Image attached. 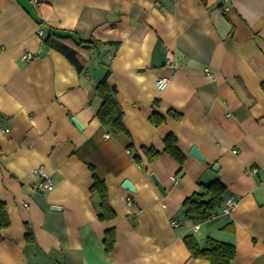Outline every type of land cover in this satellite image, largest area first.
Instances as JSON below:
<instances>
[{
  "label": "crops",
  "instance_id": "0c3cea01",
  "mask_svg": "<svg viewBox=\"0 0 264 264\" xmlns=\"http://www.w3.org/2000/svg\"><path fill=\"white\" fill-rule=\"evenodd\" d=\"M49 32L69 37L80 71L53 47L38 56ZM107 69L122 132L97 117ZM169 134L182 164L164 152ZM214 180L235 209L188 218L184 198ZM0 202V264H210L186 234L234 245L230 264H264V0H0Z\"/></svg>",
  "mask_w": 264,
  "mask_h": 264
},
{
  "label": "trees",
  "instance_id": "16d2710c",
  "mask_svg": "<svg viewBox=\"0 0 264 264\" xmlns=\"http://www.w3.org/2000/svg\"><path fill=\"white\" fill-rule=\"evenodd\" d=\"M69 37L58 36L52 33H48L43 39L44 45L47 47H53L63 55L77 68L81 70V63L77 59L76 50L66 43ZM87 41L77 42L78 46H82ZM108 69L105 72L104 77L96 84L95 90L102 99L103 103L97 111L98 121L102 125L108 126L115 132L125 131L122 123V110L117 104L115 99L116 89L110 86L107 82ZM153 112L151 120L155 125L160 124L164 118ZM174 117L179 118L180 114L173 113ZM164 152L168 153L179 164H182L184 160L183 154L176 146V138L174 135L169 134L164 139ZM143 153L152 161L159 152L153 148H142ZM134 159H139L138 155H135ZM139 161V160H138ZM94 182L90 187L92 192L98 194L100 198V212L98 217L100 219H111L115 217L112 210L105 181L102 177L93 173ZM199 190L195 191L189 197L184 198L182 203V209L188 218H204L208 217L212 212H217L225 198V187L219 183L218 180H214L208 184H199ZM9 225V219L5 210V204L0 202V230L6 228ZM28 235V234H27ZM190 252L192 258H203L209 261L210 264H230L231 260L235 256V247L231 243L224 242L223 240H217L212 237H206L203 244H200L198 240L192 234L184 235L182 239ZM114 232L112 230L106 232L104 239L105 247L110 250L113 247Z\"/></svg>",
  "mask_w": 264,
  "mask_h": 264
},
{
  "label": "built area",
  "instance_id": "2783aa9c",
  "mask_svg": "<svg viewBox=\"0 0 264 264\" xmlns=\"http://www.w3.org/2000/svg\"><path fill=\"white\" fill-rule=\"evenodd\" d=\"M34 1H39V0H34ZM39 34L42 33V30H39L38 31ZM24 58L26 59H29L32 57L31 53H24L23 55ZM207 70V69H206ZM157 84L160 88H163L165 87V85L167 84V79H159L157 81ZM39 173L41 175V181L38 183V187L41 188V189H45V190H51L53 188V184L49 178V176L42 170V169H39ZM237 204V200L235 197L233 196H225L224 200H223V203L220 207V210L218 212H212L210 215H208V217H214L216 216L218 213H222V214H228L230 213L233 209H235V206ZM172 224L174 226H177L178 223L177 221L173 220L172 221Z\"/></svg>",
  "mask_w": 264,
  "mask_h": 264
},
{
  "label": "water",
  "instance_id": "95a60500",
  "mask_svg": "<svg viewBox=\"0 0 264 264\" xmlns=\"http://www.w3.org/2000/svg\"><path fill=\"white\" fill-rule=\"evenodd\" d=\"M89 46H91V45H89ZM45 53H46L45 46H44V44H41L40 49H39L37 54H38V56H43V55H45ZM71 122H73V124L75 126H77L79 129H81L80 123L75 118H73ZM190 154L194 155L195 157H197L200 160L203 159V157L201 156V154L199 152V149L196 146H192L191 147ZM217 168H218V166L216 164H214L213 170L215 171V170H217ZM150 177L154 181H157V179H156L154 174L151 173ZM122 186L124 188H126L127 190H129V191H134V187H133L132 183L129 180H127V179L122 182Z\"/></svg>",
  "mask_w": 264,
  "mask_h": 264
},
{
  "label": "rangeland",
  "instance_id": "374dc122",
  "mask_svg": "<svg viewBox=\"0 0 264 264\" xmlns=\"http://www.w3.org/2000/svg\"><path fill=\"white\" fill-rule=\"evenodd\" d=\"M101 58H102V55H101ZM98 60H99V62H104V60L105 59H95V61H90L89 62V64H90V69H92V68H98L97 66H98V64H97V62H98ZM100 67V66H99ZM95 72H97V71H95Z\"/></svg>",
  "mask_w": 264,
  "mask_h": 264
}]
</instances>
